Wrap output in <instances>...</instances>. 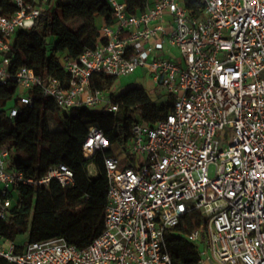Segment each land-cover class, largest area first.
Here are the masks:
<instances>
[{
  "label": "built area",
  "instance_id": "obj_1",
  "mask_svg": "<svg viewBox=\"0 0 264 264\" xmlns=\"http://www.w3.org/2000/svg\"><path fill=\"white\" fill-rule=\"evenodd\" d=\"M187 1L147 0L132 14L125 0H109L104 42L63 56L61 79L9 70L15 32L31 30L48 0H0V86L20 93L37 87L66 112L104 106L116 113L92 75L119 78L142 68L171 104L156 124L133 123L124 147L89 128L86 158L114 148L104 158L107 200L97 237L82 248L59 237L4 246L0 237L1 257L15 264H173L166 232L195 212L199 224L187 238L198 244L200 264H264V0ZM51 180L71 185L74 172L55 164L41 178L25 176L0 148V220L12 216L19 186Z\"/></svg>",
  "mask_w": 264,
  "mask_h": 264
},
{
  "label": "trees",
  "instance_id": "obj_2",
  "mask_svg": "<svg viewBox=\"0 0 264 264\" xmlns=\"http://www.w3.org/2000/svg\"><path fill=\"white\" fill-rule=\"evenodd\" d=\"M129 13H140L147 0H125ZM191 0H188V4ZM112 21L109 0H48L47 7L35 20L31 30H17L7 56L9 70L30 68L37 75L67 77L62 68L63 56L75 58L98 42H104L96 18ZM59 54L61 58H59ZM118 78L104 73L92 75L95 88L109 92L116 113L104 106L72 109L64 115L60 128H51L48 115L59 112L55 101L44 96L39 88L23 93L14 86H0V148L9 150L15 168L25 176L41 178L51 165L65 164L74 172V182L62 186L51 180L48 185H21L11 208L12 216L0 220V237L15 241L27 234L28 240L63 238L82 248L97 237L104 227L107 200V179L104 158L114 154L105 148L86 158L83 141L89 128L102 130L108 143L124 147L131 136L133 123L154 125L171 110L168 100L153 99L141 86H131L114 94ZM20 95L31 96V106L20 103ZM17 107L12 120L9 111ZM93 165L94 174L88 171ZM199 224L193 212L166 232L173 264H200L197 245L187 238ZM0 264H15L0 256Z\"/></svg>",
  "mask_w": 264,
  "mask_h": 264
},
{
  "label": "rangeland",
  "instance_id": "obj_3",
  "mask_svg": "<svg viewBox=\"0 0 264 264\" xmlns=\"http://www.w3.org/2000/svg\"><path fill=\"white\" fill-rule=\"evenodd\" d=\"M97 24L100 26L102 24L101 18L97 17L96 19ZM59 58H61V55L59 54ZM63 58V57H62ZM61 58V60H62ZM131 85H142L149 94L156 95L157 97L160 96L159 87H153L151 83L150 77L144 72L142 68H138L134 73L126 76L119 77L117 80V84L113 89L114 94H119L127 89V87H130ZM108 97H110L109 92H107ZM162 100H166V97L163 95L160 97ZM68 114V112L59 110L57 113H51L48 115L49 118V124L51 128H60L61 127V121L64 117V115ZM119 152V151H118ZM89 173L94 174L95 169L93 166L89 167ZM17 192L14 191L13 193V201L16 198ZM27 234H23L17 238V242H23L26 241ZM9 241H4V246H8ZM198 245V244H196Z\"/></svg>",
  "mask_w": 264,
  "mask_h": 264
},
{
  "label": "crops",
  "instance_id": "obj_4",
  "mask_svg": "<svg viewBox=\"0 0 264 264\" xmlns=\"http://www.w3.org/2000/svg\"><path fill=\"white\" fill-rule=\"evenodd\" d=\"M98 17H100V16H98ZM101 18V21H102V24L99 26L98 24H97V26H98V29L100 30V28H101V26L106 22V19L104 18V17H100ZM97 19V18H96ZM97 23V22H96ZM175 54H176V52H175ZM168 55V54H167ZM66 56V55H65ZM144 70V72L146 73V70L145 69H143ZM147 74V73H146ZM130 75V74H129ZM148 75V74H147ZM151 83H152V86L153 87H156V85L151 81ZM131 86H141V87H143L142 85H131ZM130 86V87H131ZM158 87V86H157ZM128 88V87H127ZM144 88V87H143ZM145 89V88H144ZM146 90V89H145ZM159 91H160V96H156V95H151V94H149L148 92H147V90H146V92L153 98V99H156V98H158L159 100H162L160 97H162L163 95H164V93L162 92V90H160L159 89ZM106 93V95H107V97H108V94H107V92H105ZM165 96V95H164ZM109 99H110V97H109ZM167 100V99H166ZM165 100V101H166ZM162 101H164V100H162ZM100 107V106H99ZM99 107H97L96 109H98ZM89 109H91V108H89ZM96 109H91V110H96ZM27 239H28V236H27ZM26 239V240H27ZM17 245H22V244H24L26 241H23L22 243L19 241V242H17V239L14 241Z\"/></svg>",
  "mask_w": 264,
  "mask_h": 264
}]
</instances>
